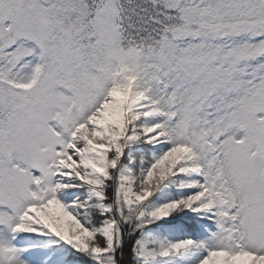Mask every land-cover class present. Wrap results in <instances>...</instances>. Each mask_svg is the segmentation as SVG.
Listing matches in <instances>:
<instances>
[{
  "label": "snow or ice",
  "instance_id": "6c2138e0",
  "mask_svg": "<svg viewBox=\"0 0 264 264\" xmlns=\"http://www.w3.org/2000/svg\"><path fill=\"white\" fill-rule=\"evenodd\" d=\"M0 264H264V0H0Z\"/></svg>",
  "mask_w": 264,
  "mask_h": 264
}]
</instances>
